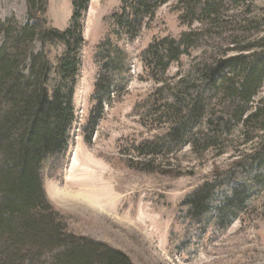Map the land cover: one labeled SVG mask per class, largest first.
I'll return each instance as SVG.
<instances>
[{"label":"trees","instance_id":"1","mask_svg":"<svg viewBox=\"0 0 264 264\" xmlns=\"http://www.w3.org/2000/svg\"><path fill=\"white\" fill-rule=\"evenodd\" d=\"M27 1L37 24L15 29L10 22L0 23V36L6 38L0 49V264H134L125 252L84 235L74 226L80 218L57 207L45 190L52 161L67 154L71 144L85 44L81 19L90 0H72V23L63 31L48 27L47 18L38 14H46L48 0ZM248 1L122 0L110 16L118 29L135 37L160 7L173 2L181 22L192 27L180 39L166 37L143 51L155 80L183 56L202 50L173 87L164 84L157 92L169 89L170 99L159 107L170 130L162 139L137 146L129 162L187 144L206 153L235 131L245 144L260 140L252 154L239 156L222 173L215 168L212 179L184 199L186 217L194 223L209 213L216 227H227L248 202L260 205L255 196L264 193V99L255 102L264 83V19L235 23L226 14ZM257 32L262 36L254 38ZM37 40L58 52H34ZM106 58L105 52L95 58L99 71L91 127L112 95L113 74L121 64Z\"/></svg>","mask_w":264,"mask_h":264},{"label":"rangeland","instance_id":"2","mask_svg":"<svg viewBox=\"0 0 264 264\" xmlns=\"http://www.w3.org/2000/svg\"><path fill=\"white\" fill-rule=\"evenodd\" d=\"M121 7L122 0H90L81 19L85 44L74 96L77 118L67 154L57 156L47 172L48 197L80 218L74 226L84 235L125 252L134 264H264V193L255 196L260 205L254 199L251 205L248 202L241 217L227 227H216L214 214L209 213L200 223L190 221L182 204L199 185L212 179L215 168L224 172L236 158L258 149L260 140L245 144L243 134L235 131L206 153L187 144L166 155L129 162L137 146L162 139L170 130L171 123L159 107L168 99L169 89L157 92L164 84L173 87L202 50L183 56L155 80L142 59L143 51L166 37L180 39L192 27L181 22L180 13L169 2L131 37L110 20ZM38 14L47 18L48 27L66 30L74 14L72 0H48L46 14ZM226 14L235 23L263 20L264 0H249ZM6 21L15 29L38 22L30 18L27 0H0V23ZM259 33L252 36H262ZM5 41L0 36V49ZM32 48L34 52L52 50V55L58 52L40 40ZM98 52L121 64L111 72L115 80L112 95L105 99L97 125L91 127ZM260 99H264V83L255 102ZM193 132H198L197 127ZM58 190H67L74 197L57 198ZM77 195L98 204H89Z\"/></svg>","mask_w":264,"mask_h":264},{"label":"bare ground","instance_id":"3","mask_svg":"<svg viewBox=\"0 0 264 264\" xmlns=\"http://www.w3.org/2000/svg\"><path fill=\"white\" fill-rule=\"evenodd\" d=\"M98 77V76H97ZM82 155V154H81ZM61 157V156H60ZM57 169V168H56ZM59 189V188H58ZM62 189V188H61ZM73 190V189H72ZM79 191H80V189H79ZM83 193V192H82ZM55 194L58 196L57 198H71V197H74V195L72 196L69 192H67V190H66V192L63 190H58V191H56L55 192ZM77 197H79V199H82V200H84V201H87L89 204H92V205H94V204H96L97 202H95L94 200H92V198L90 199V197L89 198H87V197H85V195H77ZM76 197V198H77ZM78 200V199H77ZM107 201V200H106ZM83 203V202H82ZM98 204V203H97ZM100 205V204H99ZM102 207V206H101Z\"/></svg>","mask_w":264,"mask_h":264}]
</instances>
